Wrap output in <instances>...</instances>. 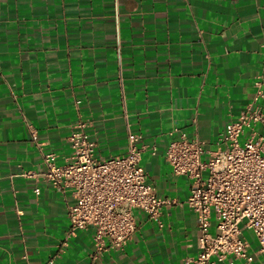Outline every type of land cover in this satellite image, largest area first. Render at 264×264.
<instances>
[{
	"label": "crops",
	"instance_id": "crops-1",
	"mask_svg": "<svg viewBox=\"0 0 264 264\" xmlns=\"http://www.w3.org/2000/svg\"><path fill=\"white\" fill-rule=\"evenodd\" d=\"M259 91L264 0H0V264H189L201 231L166 149L184 136L216 151ZM79 121L100 158L125 154L129 134L155 146L141 166L174 202L162 228L135 211L119 251L97 255L92 230L62 248L72 197L23 176L43 172L45 154L65 164ZM244 236L251 263L264 264Z\"/></svg>",
	"mask_w": 264,
	"mask_h": 264
},
{
	"label": "built area",
	"instance_id": "built-area-1",
	"mask_svg": "<svg viewBox=\"0 0 264 264\" xmlns=\"http://www.w3.org/2000/svg\"><path fill=\"white\" fill-rule=\"evenodd\" d=\"M264 99L259 91L236 121L227 124L217 150L207 153L198 139L182 136L166 149L165 159L175 176L190 180L185 205L196 216L201 236L200 252L189 264H252L244 233L252 232L259 254H264ZM89 125L79 121L68 141L72 154L63 165L53 154H45V170L26 172V179L42 180L55 190L70 194L67 204L69 228L62 248L79 231L92 230L95 253L125 248L133 239L135 211L163 227L161 221L169 199H159L141 166L147 151L140 135L129 134L125 154L110 158L96 155L97 144L89 139ZM260 127V130L257 128ZM31 129V127H30ZM248 130V131H246ZM33 135L34 130L31 129ZM214 223L215 231H212ZM53 263V262H51Z\"/></svg>",
	"mask_w": 264,
	"mask_h": 264
},
{
	"label": "rangeland",
	"instance_id": "rangeland-1",
	"mask_svg": "<svg viewBox=\"0 0 264 264\" xmlns=\"http://www.w3.org/2000/svg\"><path fill=\"white\" fill-rule=\"evenodd\" d=\"M257 129L260 130V127H258ZM246 131H248V130H246Z\"/></svg>",
	"mask_w": 264,
	"mask_h": 264
}]
</instances>
